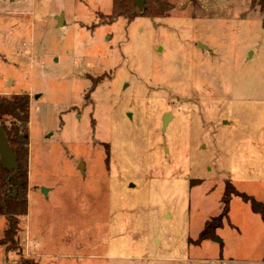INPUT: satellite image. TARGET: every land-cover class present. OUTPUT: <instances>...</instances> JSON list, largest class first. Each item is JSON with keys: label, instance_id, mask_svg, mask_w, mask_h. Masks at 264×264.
Wrapping results in <instances>:
<instances>
[{"label": "rangeland", "instance_id": "rangeland-1", "mask_svg": "<svg viewBox=\"0 0 264 264\" xmlns=\"http://www.w3.org/2000/svg\"><path fill=\"white\" fill-rule=\"evenodd\" d=\"M169 1L110 21L113 0H0V95L30 96L28 210L0 264H264L243 198L264 202V12Z\"/></svg>", "mask_w": 264, "mask_h": 264}, {"label": "trees", "instance_id": "trees-1", "mask_svg": "<svg viewBox=\"0 0 264 264\" xmlns=\"http://www.w3.org/2000/svg\"><path fill=\"white\" fill-rule=\"evenodd\" d=\"M250 6L251 8L258 6L264 12V0H251ZM173 8L174 5L169 0H145L144 10H140L134 0H113V11L108 19L111 21L118 17H125L131 21L137 16L166 17ZM29 112V94H16L11 98L0 95V122L5 128L9 143L19 162L17 173L10 179L8 177L11 172L0 164V213L6 215L8 221L0 243L8 250L19 248L17 237L20 230L19 220L21 216L27 214L28 210ZM233 190L234 187H226L225 196ZM243 198L251 202L252 209L264 220V202L257 201L249 195H243ZM212 232L213 226L208 223L201 232L200 238H208ZM21 264H26L25 260Z\"/></svg>", "mask_w": 264, "mask_h": 264}, {"label": "water", "instance_id": "water-1", "mask_svg": "<svg viewBox=\"0 0 264 264\" xmlns=\"http://www.w3.org/2000/svg\"><path fill=\"white\" fill-rule=\"evenodd\" d=\"M135 5L140 9H145V0H134ZM60 21L61 16L57 17ZM169 114H165L164 116V124L167 123ZM0 164L5 169L9 170L11 174L8 179H10L13 175H15L19 168V162L17 159V155L15 154L13 148L11 147L8 137L5 132V128L0 122ZM7 179V180H8ZM47 188H43V192L47 194ZM218 242H221L219 238H216Z\"/></svg>", "mask_w": 264, "mask_h": 264}]
</instances>
